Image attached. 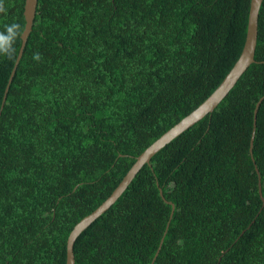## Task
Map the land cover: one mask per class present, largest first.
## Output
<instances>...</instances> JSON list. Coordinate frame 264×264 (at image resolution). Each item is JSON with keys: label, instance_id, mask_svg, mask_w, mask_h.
<instances>
[{"label": "trees", "instance_id": "1", "mask_svg": "<svg viewBox=\"0 0 264 264\" xmlns=\"http://www.w3.org/2000/svg\"><path fill=\"white\" fill-rule=\"evenodd\" d=\"M24 2L5 0L0 31L17 23L21 35ZM249 2L37 0L0 111V264H65L73 226L230 70ZM20 43L0 58V104ZM254 59L80 232L74 264H150L159 246L152 264H264V98L249 152L264 95V0Z\"/></svg>", "mask_w": 264, "mask_h": 264}, {"label": "water", "instance_id": "2", "mask_svg": "<svg viewBox=\"0 0 264 264\" xmlns=\"http://www.w3.org/2000/svg\"><path fill=\"white\" fill-rule=\"evenodd\" d=\"M261 2L262 0H250L249 10H248L247 29H246L245 39H244L241 52L238 58L236 59V61L234 62V64L232 65V67L230 68V70L227 72V74L218 84V86L193 110H191L188 114L183 116L179 121H177L175 124L169 127L159 137H157L152 143H150L141 153H139L136 156L133 164L130 166V168L124 174V176L122 177L118 185L109 194V196L100 205H98L92 212L85 215L73 226L66 240L65 264H74L73 245H74V241L76 237L92 221L98 218L103 212H105L116 201V199L126 189V187L131 182V180L134 178V176L137 174V172L141 169V167L144 164L150 165V159L157 151H159L162 147H164L167 143H169L172 139H174L184 130L189 128L195 122L203 118L206 114L212 112L213 109L218 105V103L227 95L229 90L235 85L239 77L248 68V66L251 63L255 62L254 53H255L256 42H257L258 14H259V8L261 5ZM36 5H37V0H25L24 2V11H23L24 27L20 35L21 43L19 46L16 60L14 62V65L12 67V70L10 72L9 78L7 80L6 86L3 91L1 104H0V111L5 103L10 82L15 73L19 59L22 56L23 49L27 42V38L31 32L33 20L35 16ZM263 98H264V95L260 97V99L255 103V107L253 111L252 131H251L250 145H249L250 154L252 153L253 138H254L255 127H256V115H257L260 102L262 101ZM255 170L258 175V194L261 198L262 206H263L264 198L261 192L259 171L257 167H255ZM159 194L163 199H165L163 196L162 190L160 188H159ZM165 202L171 205L170 216H169V220L166 225L167 227L169 224L170 218L172 216V213H173L174 205L170 201L165 200ZM161 242H162V238L160 240V243ZM159 248L160 246L155 252L150 264L153 263L156 255L158 254Z\"/></svg>", "mask_w": 264, "mask_h": 264}, {"label": "clouds", "instance_id": "3", "mask_svg": "<svg viewBox=\"0 0 264 264\" xmlns=\"http://www.w3.org/2000/svg\"><path fill=\"white\" fill-rule=\"evenodd\" d=\"M7 7L5 6V0H0V14H6ZM21 26L17 23H11L5 25L4 29L0 31V58H13L15 54V47L19 36H20ZM33 60H40V55L34 54ZM178 244L182 245L183 241L178 240Z\"/></svg>", "mask_w": 264, "mask_h": 264}]
</instances>
